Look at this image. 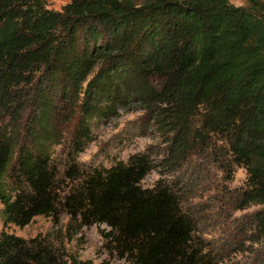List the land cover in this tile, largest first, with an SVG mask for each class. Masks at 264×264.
I'll use <instances>...</instances> for the list:
<instances>
[{
    "label": "trees",
    "instance_id": "trees-1",
    "mask_svg": "<svg viewBox=\"0 0 264 264\" xmlns=\"http://www.w3.org/2000/svg\"><path fill=\"white\" fill-rule=\"evenodd\" d=\"M121 110L142 111L164 167L202 159L228 180L244 168L235 208L259 206L249 239L264 257V0H0V264H93L7 230L62 214L68 233L104 225V249L129 264H217L179 185H143L151 150L77 162L92 122Z\"/></svg>",
    "mask_w": 264,
    "mask_h": 264
},
{
    "label": "rangeland",
    "instance_id": "rangeland-1",
    "mask_svg": "<svg viewBox=\"0 0 264 264\" xmlns=\"http://www.w3.org/2000/svg\"><path fill=\"white\" fill-rule=\"evenodd\" d=\"M47 1L48 7L54 10H61L69 2ZM230 1L234 4L245 2ZM91 130L92 140L76 155L81 166H109L117 160H127L135 152L151 150L154 167L143 180V185L152 186L160 178L179 185L185 209L195 217L198 234L215 251L217 264H264L262 246L249 239L253 229L250 215L259 206L244 210L235 208L237 190L246 178L244 168H233V177L228 180L216 165L202 159H191L177 167H164L161 164L165 155L164 142L152 128L143 124L142 111L121 110L111 120H94ZM62 138V143L55 145L53 151L60 169L65 166L69 155V132ZM61 220L62 223L56 225L52 218L37 216L24 227L10 225L7 230L25 238L50 234L56 244L64 246L73 256L90 260L93 264H129L104 249L100 232L104 225L82 227L68 233L69 218L62 214ZM2 229L0 217V231Z\"/></svg>",
    "mask_w": 264,
    "mask_h": 264
}]
</instances>
